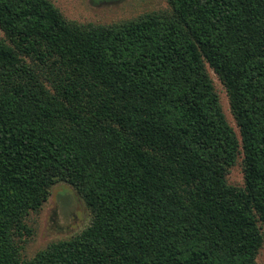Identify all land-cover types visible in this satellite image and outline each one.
I'll return each mask as SVG.
<instances>
[{
  "label": "trees",
  "instance_id": "trees-1",
  "mask_svg": "<svg viewBox=\"0 0 264 264\" xmlns=\"http://www.w3.org/2000/svg\"><path fill=\"white\" fill-rule=\"evenodd\" d=\"M168 4L101 24L0 0V264H258L264 0ZM61 181L91 222L27 258Z\"/></svg>",
  "mask_w": 264,
  "mask_h": 264
},
{
  "label": "rangeland",
  "instance_id": "rangeland-1",
  "mask_svg": "<svg viewBox=\"0 0 264 264\" xmlns=\"http://www.w3.org/2000/svg\"><path fill=\"white\" fill-rule=\"evenodd\" d=\"M69 19L81 23L108 24L131 19L145 12L169 8L168 0H52ZM0 35H4L0 28ZM216 87L221 95L225 112L237 131L225 87L210 69ZM231 184L243 186L245 179L241 163L228 176ZM29 228L24 236L23 255L33 257L50 243L68 239L80 233L91 222V212L78 192L68 183L59 182L52 188L51 195L37 211L26 219ZM258 264H264V245L258 257Z\"/></svg>",
  "mask_w": 264,
  "mask_h": 264
}]
</instances>
